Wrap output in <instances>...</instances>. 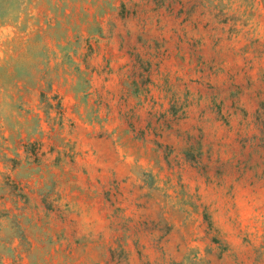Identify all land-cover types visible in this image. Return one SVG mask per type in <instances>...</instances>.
<instances>
[{
	"label": "rangeland",
	"instance_id": "obj_1",
	"mask_svg": "<svg viewBox=\"0 0 264 264\" xmlns=\"http://www.w3.org/2000/svg\"><path fill=\"white\" fill-rule=\"evenodd\" d=\"M0 264H264V0H0Z\"/></svg>",
	"mask_w": 264,
	"mask_h": 264
}]
</instances>
